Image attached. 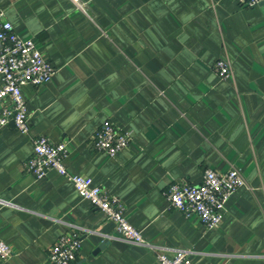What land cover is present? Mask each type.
Here are the masks:
<instances>
[{
    "label": "crops",
    "instance_id": "obj_1",
    "mask_svg": "<svg viewBox=\"0 0 264 264\" xmlns=\"http://www.w3.org/2000/svg\"><path fill=\"white\" fill-rule=\"evenodd\" d=\"M0 17L57 69L22 88L30 132L0 128L7 264H54L51 247L73 233L82 248L72 264H160V250L180 248L193 264H264V0H0ZM219 60L231 76L215 70ZM106 120L132 131L115 157L94 146ZM40 135L66 143L69 173L117 195L152 246L121 239L68 177L27 172ZM208 168H237L247 181L214 230L165 195Z\"/></svg>",
    "mask_w": 264,
    "mask_h": 264
},
{
    "label": "built area",
    "instance_id": "obj_2",
    "mask_svg": "<svg viewBox=\"0 0 264 264\" xmlns=\"http://www.w3.org/2000/svg\"><path fill=\"white\" fill-rule=\"evenodd\" d=\"M262 1L239 0L241 4L250 7ZM215 70L222 77L232 74L230 63L224 60L216 62ZM56 71L32 38L20 37L13 24L0 17V74L3 79L0 87V128L13 124L24 134L30 132L29 109L22 88L27 84L40 86L50 81ZM131 140V130L123 129L110 120L104 121L94 134L95 148L111 157H115ZM33 144V155L25 163L27 172L37 179L45 178L51 170L68 177L82 197L116 224L121 239L152 246L142 232L126 219V206L117 195L94 184L90 176L69 173L65 165L69 154L66 143H54L48 137L40 135L34 138ZM246 185L247 181L237 168H230L225 172L208 168L204 171L201 183L175 182L169 186L165 195L172 208L187 216L196 214L208 230H214L220 225L231 196ZM0 203L6 202L0 199ZM81 248L80 235L64 234L51 247L49 259L54 264H72ZM190 253L189 250L180 248L170 256L165 250H160L158 259L160 264H193ZM12 255L10 244L0 240V264H7Z\"/></svg>",
    "mask_w": 264,
    "mask_h": 264
}]
</instances>
